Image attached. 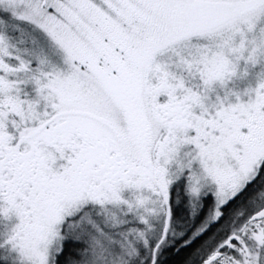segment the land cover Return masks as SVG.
Instances as JSON below:
<instances>
[{"label": "snow or ice", "instance_id": "snow-or-ice-1", "mask_svg": "<svg viewBox=\"0 0 264 264\" xmlns=\"http://www.w3.org/2000/svg\"><path fill=\"white\" fill-rule=\"evenodd\" d=\"M0 264H264V0H0Z\"/></svg>", "mask_w": 264, "mask_h": 264}]
</instances>
